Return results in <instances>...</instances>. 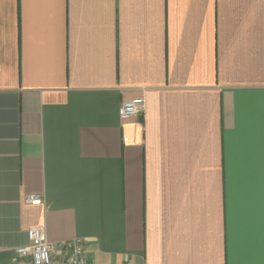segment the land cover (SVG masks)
<instances>
[{"label": "crops", "instance_id": "1", "mask_svg": "<svg viewBox=\"0 0 264 264\" xmlns=\"http://www.w3.org/2000/svg\"><path fill=\"white\" fill-rule=\"evenodd\" d=\"M33 226L97 264H264V0H0V264Z\"/></svg>", "mask_w": 264, "mask_h": 264}, {"label": "built area", "instance_id": "2", "mask_svg": "<svg viewBox=\"0 0 264 264\" xmlns=\"http://www.w3.org/2000/svg\"><path fill=\"white\" fill-rule=\"evenodd\" d=\"M144 99L135 97L123 101L118 107V115L122 119L134 117L143 111ZM27 203L38 205L41 198L29 194ZM29 244L19 246L15 249V255L10 264H97L89 260L85 254L83 243L77 239L72 242L70 252L66 255H52V247L49 244L43 226H33L27 230ZM122 264H132L126 262Z\"/></svg>", "mask_w": 264, "mask_h": 264}]
</instances>
